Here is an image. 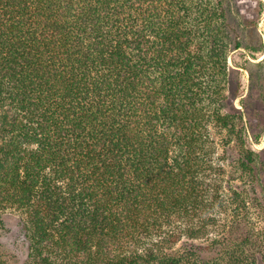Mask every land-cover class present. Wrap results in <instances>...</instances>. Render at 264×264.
Masks as SVG:
<instances>
[{
    "label": "trees",
    "instance_id": "trees-1",
    "mask_svg": "<svg viewBox=\"0 0 264 264\" xmlns=\"http://www.w3.org/2000/svg\"><path fill=\"white\" fill-rule=\"evenodd\" d=\"M224 1L0 0V211L26 264H264V117L230 82Z\"/></svg>",
    "mask_w": 264,
    "mask_h": 264
},
{
    "label": "rangeland",
    "instance_id": "rangeland-1",
    "mask_svg": "<svg viewBox=\"0 0 264 264\" xmlns=\"http://www.w3.org/2000/svg\"><path fill=\"white\" fill-rule=\"evenodd\" d=\"M226 11L229 21L236 28L237 36L241 41V47L228 52L227 61L229 66V79L231 84L239 85L242 93L247 91L255 92L247 106V112L251 116L256 114L260 118L264 117V0H225ZM234 105L241 109L238 99ZM243 110V109H241ZM256 117V116H254ZM252 117L251 125L256 128L263 126V122ZM209 140L215 150L213 159L217 163H222L224 147L221 145V138L224 131L217 130L213 126L208 129ZM249 140L251 148L259 152L258 167L260 182H264V134L258 141ZM226 174L230 175V185L252 193L249 184L232 176L234 167L224 164ZM246 183V182H245ZM256 186V184H255ZM228 192V191H227ZM260 196L259 192H255ZM249 197V196H248ZM252 197V194L251 196ZM248 199V198H247ZM246 199V200H247ZM249 209L250 221L257 229L264 228V210L260 211L254 207V202ZM252 207V208H251ZM259 211V212H258ZM260 214V215H259ZM183 227V226H182ZM213 231L209 232L211 235ZM204 240V239H203ZM203 240H194L202 243ZM188 241L181 234L176 247ZM28 238L27 223L22 213L13 210L0 211V264H26L28 261Z\"/></svg>",
    "mask_w": 264,
    "mask_h": 264
}]
</instances>
